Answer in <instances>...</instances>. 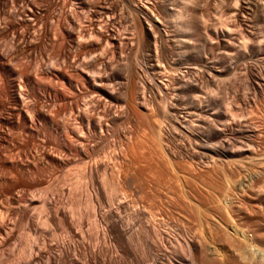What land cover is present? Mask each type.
Instances as JSON below:
<instances>
[{"label": "bare ground", "instance_id": "obj_1", "mask_svg": "<svg viewBox=\"0 0 264 264\" xmlns=\"http://www.w3.org/2000/svg\"><path fill=\"white\" fill-rule=\"evenodd\" d=\"M0 264H264V0H0Z\"/></svg>", "mask_w": 264, "mask_h": 264}, {"label": "rangeland", "instance_id": "obj_2", "mask_svg": "<svg viewBox=\"0 0 264 264\" xmlns=\"http://www.w3.org/2000/svg\"><path fill=\"white\" fill-rule=\"evenodd\" d=\"M239 73H240V74H239ZM239 73H237L236 75H234V78H230V79H228V80H225V83H224V81H223V82H220V83L225 84V86H228V85H229V83H228L229 80H230V83L233 84V83L235 82L236 79H237L236 82L239 81L238 83H241V82L243 81V79H241V76L243 77V75H242L243 72L240 71ZM238 74H239V75H238ZM240 75H241V76H240ZM237 76L240 77V78L238 79ZM240 80H241V81H240ZM227 81H228V82H227ZM232 81H233V82H232ZM229 88H230V85L224 89L225 94H226V95L228 94V95H227V97H228V101H234V100H236V101L238 100V101H239V98L242 99V97H245V95H246V96H249V97H252V93H251L252 91H251V90H247V89H246V90L243 92L242 90H244V89H239V88L235 89V88H232V87H231V88H230V90L232 91V92H231V91L229 90ZM232 89H234V90H232ZM239 90H240V91H239ZM229 91H230L231 93H233V94H230ZM233 91H234V92H233ZM238 91H239V92H238ZM241 91H242V92H241ZM240 92L243 93V96H240V94H241ZM248 92H249V93H248ZM239 93H240V94H239ZM235 94H237V95H235ZM250 94H251V95H250ZM234 95H235V96H234ZM230 96H231L232 100L229 99ZM232 96H233V97H232ZM236 96H237L238 99L236 98ZM239 96H240V97H239ZM234 97H235V98H234ZM112 139L115 140L114 137H113ZM112 148H113V147H112ZM112 148H110V150H112ZM65 185H66V184H65ZM65 185H64V186H65ZM65 187H66V186H65ZM19 189H20V190H19ZM19 189L17 190V192H19V191H23V190H26V192H28V193H30V194H33V191H34L33 189H32L33 191L30 190V189H29V190H28V189H22V188H19ZM19 193H21V192H19ZM22 231H23V230H22ZM22 231H21V233H22Z\"/></svg>", "mask_w": 264, "mask_h": 264}]
</instances>
